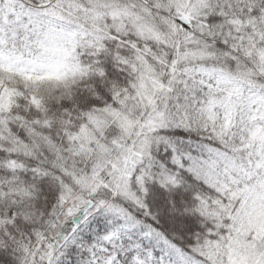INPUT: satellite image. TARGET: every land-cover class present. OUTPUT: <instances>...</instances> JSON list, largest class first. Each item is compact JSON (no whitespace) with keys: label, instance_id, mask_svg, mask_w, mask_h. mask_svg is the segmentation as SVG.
<instances>
[{"label":"snow or ice","instance_id":"obj_1","mask_svg":"<svg viewBox=\"0 0 264 264\" xmlns=\"http://www.w3.org/2000/svg\"><path fill=\"white\" fill-rule=\"evenodd\" d=\"M0 264H264V0H0Z\"/></svg>","mask_w":264,"mask_h":264},{"label":"trees","instance_id":"obj_2","mask_svg":"<svg viewBox=\"0 0 264 264\" xmlns=\"http://www.w3.org/2000/svg\"><path fill=\"white\" fill-rule=\"evenodd\" d=\"M26 79H30V78L26 77ZM61 79H62V77H60L58 75H50V76H47V77L40 78L38 82H44V81L57 82V81H59ZM35 82H37V81H34V83Z\"/></svg>","mask_w":264,"mask_h":264},{"label":"rangeland","instance_id":"obj_3","mask_svg":"<svg viewBox=\"0 0 264 264\" xmlns=\"http://www.w3.org/2000/svg\"><path fill=\"white\" fill-rule=\"evenodd\" d=\"M28 78L32 79V77H28ZM39 79H40V78H39Z\"/></svg>","mask_w":264,"mask_h":264}]
</instances>
